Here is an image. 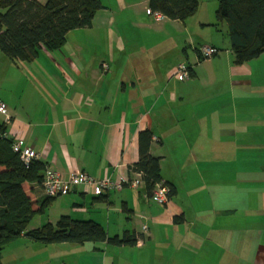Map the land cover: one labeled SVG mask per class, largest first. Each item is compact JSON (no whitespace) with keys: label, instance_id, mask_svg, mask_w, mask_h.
I'll return each mask as SVG.
<instances>
[{"label":"crops","instance_id":"obj_1","mask_svg":"<svg viewBox=\"0 0 264 264\" xmlns=\"http://www.w3.org/2000/svg\"><path fill=\"white\" fill-rule=\"evenodd\" d=\"M101 5L91 27L69 32L59 50L41 48L31 63L0 53V99L10 116L7 122L0 114V124L46 168L112 182L131 177L138 134L148 130L150 155L160 159L162 183L175 194L161 207L139 176L137 188L106 192L105 201L79 186L49 208L59 207L58 219L93 221L109 237L134 234V247H117L130 254L124 264H264V53L235 65L228 40L220 52L213 24L202 17L192 28L187 19L155 21L148 0H114L122 14ZM189 27L208 37L198 46L190 36L178 40ZM204 46L217 54L203 60ZM178 64L189 68L188 80L171 78ZM23 189L34 203L45 196L36 183ZM121 214L133 215L131 230ZM66 248L76 247L9 251L21 264H79L65 260Z\"/></svg>","mask_w":264,"mask_h":264},{"label":"trees","instance_id":"obj_2","mask_svg":"<svg viewBox=\"0 0 264 264\" xmlns=\"http://www.w3.org/2000/svg\"><path fill=\"white\" fill-rule=\"evenodd\" d=\"M147 6L150 12L165 19L184 22L195 15L198 0H148ZM101 9L99 0H47L44 4L36 0H0V53L12 62L31 63L41 48L49 52L59 50L69 32L91 27L94 15ZM213 26L220 31L225 28L235 65L264 53V0H218ZM12 142L6 136V127L0 124V257L10 243L22 237L43 245L102 243L134 247L137 244L135 235L128 231L109 237L101 225L68 216L60 217L55 224L28 230L32 219L57 198L43 196L36 203L30 200L23 186L40 185L46 167L39 160L25 165L12 151ZM151 142L150 131L138 134V161L130 168V173L139 174L150 198L156 184L162 183L160 159L150 155ZM162 184L168 189V198L175 194L172 185ZM106 199L105 194L96 197L97 201ZM122 211L127 212L125 205Z\"/></svg>","mask_w":264,"mask_h":264},{"label":"rangeland","instance_id":"obj_3","mask_svg":"<svg viewBox=\"0 0 264 264\" xmlns=\"http://www.w3.org/2000/svg\"><path fill=\"white\" fill-rule=\"evenodd\" d=\"M100 1L104 5H106L107 2H109V5L111 4L110 5L111 10L115 14H122L121 11H118V9H116V7H114V0H100ZM198 3H199V5H198V9H197L196 14L193 17L188 18L187 23H190L191 27H192V25L194 26V23H196L198 21V18L202 17L203 20H205V22H211V24H215V10L217 9L218 1H216V0H198ZM123 16H125L126 19H129V16H131V13H127L125 11V13H123ZM191 27H189L190 31L185 33V35L178 33L177 39L178 40L182 39V41L184 42L190 36L191 40L194 41V46H198L199 44H201L202 38H204L207 35L204 33H203L204 34L203 35L198 30L191 29ZM211 29L214 31V33L212 34L213 37L215 35V39H213V41H212L213 45L216 46L220 52L221 51L223 52L224 51L223 45H224V43H226L225 42L226 38H225V34H224L225 28L224 27L221 28V31L216 29L215 27L211 28ZM133 30L134 29L131 28V26L128 27L126 29V34L132 35ZM216 30L218 32L215 33ZM168 33L172 36L174 35V32L172 30H168ZM184 46L186 47L187 51L190 50V47L188 45H184ZM188 53H190V52H188ZM42 62H44V61H42ZM171 78H174V77L172 76ZM174 79H176V78H174ZM135 195H136V193H135ZM136 197H137V195H136ZM55 201H57V199ZM58 208L59 207L54 206V208H48L42 214H37L32 219V221L30 222V224L28 226V230L40 228L42 225L46 224V220L49 217L53 220H58V217H57V214L59 212ZM127 218H130V221H128ZM133 218H134L133 215L132 216L131 215L129 216L127 214H121L120 215L121 224L125 228L124 230H126V229L131 230V228H133L132 224L129 223L132 220H134ZM119 232H120L119 235L121 236L122 233H121V231H119ZM113 234L114 233L110 232V236H115ZM262 241L264 242V238ZM156 245H159V244H155V246ZM10 247H76L73 250H68L66 248V250L62 256L65 258V260L76 259V258H77V260L80 259L79 264H109V261H111V260H114L115 262L117 260L121 261V264H122L124 262V260L130 259V254L128 255V253H124V252H127V250H121L120 251L119 248H117V247L102 244V243H84L82 245H75V244L43 245L40 243L31 242V241L22 237L20 239H17L16 241L10 243L2 251L0 261L3 264H13V262H15L13 260V259H15V256H17V260L21 264V259L19 258V255L18 254H12L13 252L9 251ZM78 247H84V248H78ZM110 247H113L112 249H118V250H112ZM28 250H30V249H28ZM49 252H51V250ZM132 256H133L132 260L140 259L139 256L136 254H132ZM12 260H13V262H12Z\"/></svg>","mask_w":264,"mask_h":264},{"label":"built area","instance_id":"obj_4","mask_svg":"<svg viewBox=\"0 0 264 264\" xmlns=\"http://www.w3.org/2000/svg\"><path fill=\"white\" fill-rule=\"evenodd\" d=\"M148 14L157 22L165 19L163 15L156 12L153 13L148 10ZM199 53L203 60H209L217 54V50L213 47L204 46L199 49ZM189 71V68L185 64H179L172 72V76L178 81H186L190 78ZM0 114L7 122L10 120L7 106L1 99ZM12 151L19 156V159L25 165L30 164L32 161L40 160L38 153L34 152L31 148L23 147L18 140H13ZM137 177H139V174L132 173L130 178L112 182L108 178L100 180L92 178L79 170H73L66 175H62L50 168H45L40 187L44 195L51 198L63 197L70 193L73 188L79 186L85 187L91 195L97 197L109 191H120L124 185L137 188ZM167 194L168 189L162 183H159L154 188L152 198L157 205L164 207L168 203ZM146 229L147 227L144 225L142 230L145 231Z\"/></svg>","mask_w":264,"mask_h":264}]
</instances>
